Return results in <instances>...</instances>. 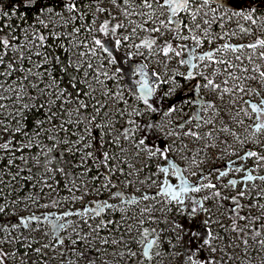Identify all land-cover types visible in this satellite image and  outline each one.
I'll return each instance as SVG.
<instances>
[{
	"label": "snow or ice",
	"instance_id": "1",
	"mask_svg": "<svg viewBox=\"0 0 264 264\" xmlns=\"http://www.w3.org/2000/svg\"><path fill=\"white\" fill-rule=\"evenodd\" d=\"M262 3L22 0L23 10L20 3L0 8V216L5 217L0 222V264H52L58 257L66 264H151L161 256L166 229L144 225L161 222L171 224L169 231L179 229L177 240L187 236L189 244L197 241L179 253H165L180 257L178 264H264ZM233 18L244 24L226 27ZM244 36L254 39L230 42ZM205 43L208 50L200 51ZM121 48L127 49L123 57L116 55ZM137 56L143 61L132 66L134 87L125 94L118 65ZM153 58L157 67L150 69L144 61ZM174 60L177 67L171 66ZM182 81L190 83L185 87ZM182 89L192 95L177 96ZM131 97L136 103H130ZM184 106L195 111L173 123ZM152 114L160 119L153 120ZM149 137H154L151 142ZM170 154H177L184 166ZM231 156L237 159L224 169L203 167ZM145 159L157 160L156 171L139 180L150 167ZM93 168L96 175H90ZM230 172L243 175L227 184L213 182L214 174L222 181ZM101 176L104 182L97 187ZM62 180L70 193L63 199ZM135 180L158 185V191L126 196L119 185L127 188ZM92 190H107L120 204L90 201L82 209L39 216L30 211L83 202ZM201 192L205 195H194ZM51 193L56 195L42 202ZM207 201L213 204L207 206ZM129 205L138 208L135 221L127 214ZM21 207L28 216L19 214ZM108 209L120 212V219H104ZM174 210L189 221L202 215L206 235L201 238L174 218L169 221ZM158 211L162 219L156 217ZM42 220L48 231L42 232ZM33 223L37 226L31 227ZM18 229L23 230L17 235ZM41 232V238L33 235ZM133 243L142 250H134ZM168 243L176 248L171 238Z\"/></svg>",
	"mask_w": 264,
	"mask_h": 264
},
{
	"label": "rangeland",
	"instance_id": "2",
	"mask_svg": "<svg viewBox=\"0 0 264 264\" xmlns=\"http://www.w3.org/2000/svg\"><path fill=\"white\" fill-rule=\"evenodd\" d=\"M221 3L223 4L224 0H221ZM102 6L108 7L109 5L107 3H105ZM261 6H264V3H262ZM113 11H114V9H113ZM101 19H103V17H101ZM230 22H232L234 24V26L237 25L236 19H234V18ZM230 22H227L226 24H229ZM243 22L244 21L242 19L239 20V24L242 25ZM234 26L232 28H234ZM257 30L260 31L259 28H257ZM162 39H168V37L165 36ZM253 39H254V37L252 36L249 41L245 42L239 37H233L230 40V42L233 43V44L249 43ZM220 43H223V41H220ZM110 46H111V42H110ZM216 46L217 45L215 43L211 45V47H213V48L216 47ZM208 48H209V45L207 43H205L203 49H201L200 51H207ZM125 51H127V49L121 48L119 50V52L116 53V55L119 56V57H123ZM141 61H143V57L137 56V57L134 58L133 61H128L127 59H122L120 61V64L118 65V66L122 67V69H123V79L121 80V84L126 86L125 89H124L126 94L130 90V88L134 87V85L132 84V80L134 79V77L132 76L131 68H132V66L135 63H138V62H141ZM144 62L148 63L150 69H155L157 67L156 58H153L151 61H144ZM171 66L172 67H177V63H176L175 60L172 62ZM178 70L180 72H185L187 70V68L186 67H179ZM182 83L185 85V87H187L190 82L182 81ZM162 89L166 91L167 90V86H162ZM204 94L207 96L208 99H213L212 94H209V93H204ZM181 95L187 97L189 95H192V93L191 92H184L183 89H182V90H180L177 93V96H181ZM129 99H130V103H136L134 97H131ZM167 103H170V102L166 100V104ZM157 106H159V105H157ZM141 107H142V105H141ZM194 111H195L194 107L184 106L183 112L174 114L173 123H177V124L178 123H182L183 120L188 119L193 114ZM143 119H144V122L147 123L148 117L145 116ZM152 119L153 120H159L160 117L157 114H152ZM177 131H180V129H177ZM157 135H159V133H157ZM153 138L154 137H149V142H151V140ZM185 139L187 140V138H185ZM162 143H163V141H162ZM190 146H194V145H190ZM248 147L251 148V147H253V145L249 144ZM246 150L247 149H245V151ZM240 154L243 155V152H241ZM170 156L179 166H181V167L184 166V162L182 160H180V158H179V156L177 154H170ZM235 159H237L235 156L226 157L225 159H222V160H219V161L206 163L205 165H203V167L205 168V170H207L208 168L224 169L227 166L229 160H235ZM142 162L149 164L150 167H146L144 169V171H142L140 173L139 180L145 179V177L150 172H155L156 171V164H157V160L156 159H153L151 161H147L145 159V160H142ZM159 163L163 164L164 161L161 160V161H159ZM252 164H253V161L250 159L248 161V165L251 166ZM137 167H140V165L138 164ZM93 170H95V168H93ZM126 171H128L127 168H126ZM260 174L264 175V170H261ZM92 175H96V172H93ZM185 175L187 176L188 174L185 173ZM242 175H243V173L237 174V173H231L230 172L229 175L227 177H224L222 181H217L216 180V176L214 174L213 177H212V180H213L214 183L227 184V181L229 179L240 180ZM156 178L157 177H153V179H156ZM160 178L161 179L163 178L162 174H160ZM113 179H116V178L113 177ZM121 179H123V177ZM128 179H133V177H128ZM169 179L171 180L172 184H176L178 182L171 173H170ZM189 179L195 180V177H189ZM103 182H104V178H103V176H101L99 180L95 181V184H96L97 187H99ZM257 183H259V181H257ZM241 186L242 185H238L237 190H239V187H241ZM89 187L91 188V183L89 184ZM119 187H120V190L126 196H137L138 197V196L141 195L142 192H147L148 194L151 195V194H155L158 191V185H152L151 182H148V184H145V185H141L138 182V180H135L134 183L131 184L130 186H128L127 188H125L122 183L119 185ZM137 189H140V191H137ZM116 190L117 189H115V188L111 189L112 192H115ZM231 192H232V190L229 189L228 193H226V194H229ZM21 195H23V193H21ZM194 195L203 196V195H205V193L201 192L199 194H194ZM110 196H111V192H109L107 190L101 191L99 194H97L95 192V190H92L87 196H85L83 202H81L79 200H77L75 202H68L66 204L61 205L59 208H55V212L54 213H58L60 211H64V210H67V209H72V210L82 209L85 206H90L89 205L90 201H108L109 203H112V204H116V205L120 204V200L119 199H110ZM45 197H48V196L46 195ZM160 199H163V197H161ZM145 203H151V201L142 202L139 205V207H143ZM225 203H227V202H225ZM212 204H213V201H207L206 202L207 206H211ZM159 207H161V205H157V208H159ZM172 207L175 209L174 205ZM33 208L36 209L35 207H33ZM41 209L42 208H39V209H36V210H41ZM26 211H28V210H24L23 207H21V209L19 210V214L21 216L25 215ZM137 211H138V208H137L136 205H129V211H128L127 214L129 216L133 217V221H135V218H136V215H137ZM120 216H121L120 212L117 211V212L113 213V211L111 209L105 210L102 213V217L104 219L115 218V219L118 220V219H120ZM156 217L158 219H162L163 218V214L158 211L156 213ZM173 218L177 221V223L183 224L185 226V228L191 229L192 231H198L200 233V237L201 238H203L206 235V231L204 229V226L201 223V221L203 220V216L202 215L200 217H198L196 220L189 221V219L186 216L179 215L174 210L173 212L168 213L169 221L172 220ZM70 219H76V217H70ZM98 220H99V218H97V221H95V222H98ZM36 226L37 225L35 223H33L31 225V227H36ZM40 226L42 228V232L43 231H48V229L46 227V224L40 223ZM144 226L151 227V228H156L157 231H159L160 229H164L163 228L164 226L166 227L165 228L166 230L161 233V237L163 238V241H164L163 242L164 245L163 246L161 245V248H160L161 256L160 257H156L154 260H152L151 264H178L180 257H178V256H176L174 254L165 255V253H173V252L179 253L182 250V248L186 250L188 247L194 246L197 243V241H193L191 244H189L187 236H185L183 241L177 240L176 239V235L179 232V229H177L175 232L167 230V229L171 228V224L170 223L169 224H165V223L161 222L158 225L157 224H148V223H146ZM212 227H213L214 230L217 228L216 225H213ZM19 231H20V229H18L16 231L17 235L19 234ZM42 232L41 233H33V235H35L37 238H41L42 237ZM165 232L167 233L166 235L164 234ZM136 235H137V233L134 231L132 233V236L135 237ZM170 238L172 239L173 243H175V245H176V248L174 250L172 249L171 245L168 243V240ZM49 239H50V237H49ZM45 242H47V240H45ZM10 247H13V245L10 246ZM132 248L134 250H137V251H141L142 250L141 246L137 245L136 243L132 244ZM59 251H63V249L62 248L58 249L57 255H58ZM153 252H155V249H153ZM208 254H209L208 252L204 253V255H208ZM73 259H74V257H73ZM52 264H66V260L63 259V258H59L58 257L56 260L52 261ZM81 264H83V261H81Z\"/></svg>",
	"mask_w": 264,
	"mask_h": 264
},
{
	"label": "trees",
	"instance_id": "3",
	"mask_svg": "<svg viewBox=\"0 0 264 264\" xmlns=\"http://www.w3.org/2000/svg\"><path fill=\"white\" fill-rule=\"evenodd\" d=\"M14 3H20L21 4V10H23L22 0H0V8H3L5 10H8V9H10L12 7V5ZM258 14L260 16H264V6H260L259 7ZM29 18H31V14H30V17ZM234 19H236V18H234ZM236 22L239 23V20L236 19ZM13 23H19V21L18 20H13ZM243 24H244V22L242 23V25ZM233 26H234V24L232 22H230L229 24H226V27L232 28ZM214 27L216 28V31L217 32L220 31L219 27H217L215 25H214ZM236 27H237V25L234 26V28H236ZM5 31H7V29ZM256 35H260V31H258L257 29H256ZM251 37L252 36H244L242 38V40L245 41V42H247V41H249L251 39ZM9 39H11V37H9ZM125 94H126V92H125ZM161 143H162V141H161ZM93 172H96V171L93 170ZM92 173H90V175H92ZM45 191L47 192V190H45ZM55 195H56V193H51L50 195H47L48 197H45L44 198V201H42V202H47L48 199L52 198ZM69 196H70V193L68 192L67 188L64 186V181L62 180L61 181V185H60L59 197L61 199H63L64 197H69ZM30 211L35 212L36 215L39 216L40 213H44V212H52V213H54L55 212V208H48V209L42 208L41 210H36V209L32 208ZM28 215H29V211H26V214L25 215H22V216H28ZM8 219L12 220L13 222L16 221V217H14V216L9 217ZM4 220H5V217L0 216V222H3ZM40 223L47 224V222L46 221H43V220ZM144 227H146V226H144ZM163 228L165 229L166 227L164 226ZM21 230L22 229H20V231ZM164 234L166 235L167 233L165 232ZM161 240H162V246H163L164 245V243H163L164 241H163V238L162 237H161ZM13 247H14V245H13ZM21 251H23V249H21ZM133 264H135V261H133ZM145 264H149V262L148 261H145Z\"/></svg>",
	"mask_w": 264,
	"mask_h": 264
}]
</instances>
